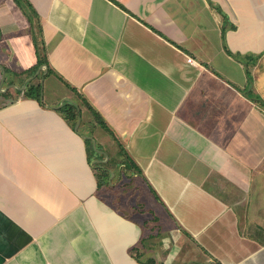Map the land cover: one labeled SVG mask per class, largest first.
<instances>
[{"label": "crops", "instance_id": "crops-1", "mask_svg": "<svg viewBox=\"0 0 264 264\" xmlns=\"http://www.w3.org/2000/svg\"><path fill=\"white\" fill-rule=\"evenodd\" d=\"M22 1L0 0V264H264V0ZM124 172L144 205L106 193Z\"/></svg>", "mask_w": 264, "mask_h": 264}, {"label": "rangeland", "instance_id": "rangeland-1", "mask_svg": "<svg viewBox=\"0 0 264 264\" xmlns=\"http://www.w3.org/2000/svg\"><path fill=\"white\" fill-rule=\"evenodd\" d=\"M14 1H15V4L19 3L23 10L26 9V7H25V5H24L22 0H14ZM108 150L110 151L111 155H114V158H117V156L120 155L119 154L120 148L114 142L110 144ZM106 167L108 168L109 164ZM124 173L125 174L120 175V177L117 178V181L119 182L118 183L119 185L116 186V190L112 189V191H108V189H107L106 193L108 195H110L113 198V200L115 199L114 196L117 195L119 198H122L123 201L127 200L128 202L126 204H129V203H134L135 204L136 202L137 203L138 202L139 203L142 202L141 204L144 205L145 199H144V196H143L142 191H141L143 189H141V190L139 189V187H140V185H139L140 184V179L137 178V177L136 178L129 177L126 172H124ZM126 197H127V199H125ZM144 217L145 216H140V219H143Z\"/></svg>", "mask_w": 264, "mask_h": 264}, {"label": "trees", "instance_id": "trees-1", "mask_svg": "<svg viewBox=\"0 0 264 264\" xmlns=\"http://www.w3.org/2000/svg\"><path fill=\"white\" fill-rule=\"evenodd\" d=\"M37 91H38V86H32L31 85L27 90V94L28 95L33 94L34 96H37V94H38ZM62 109L66 112V117H69L71 119L75 117L74 106L72 104L66 103V104H64ZM121 151H120V153L123 155V157L127 158L125 161H123V160L121 161V163H124L122 170L125 168L131 169L133 167L132 168L133 172L137 171L138 173H140V170L138 169V167L130 159L128 160L127 155L124 154L125 151L124 150H121ZM109 176H110V173L108 172L107 167H99L98 172L96 173L98 188H104V187L109 186V180H108Z\"/></svg>", "mask_w": 264, "mask_h": 264}, {"label": "built area", "instance_id": "built-area-1", "mask_svg": "<svg viewBox=\"0 0 264 264\" xmlns=\"http://www.w3.org/2000/svg\"><path fill=\"white\" fill-rule=\"evenodd\" d=\"M187 61H188V62H192L193 59H192L191 57H188V58H187Z\"/></svg>", "mask_w": 264, "mask_h": 264}]
</instances>
